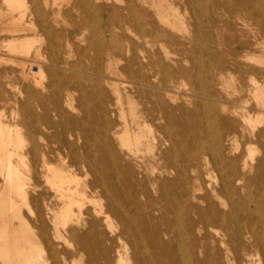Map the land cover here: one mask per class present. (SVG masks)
Wrapping results in <instances>:
<instances>
[{
  "label": "bare ground",
  "instance_id": "6f19581e",
  "mask_svg": "<svg viewBox=\"0 0 264 264\" xmlns=\"http://www.w3.org/2000/svg\"><path fill=\"white\" fill-rule=\"evenodd\" d=\"M262 36L264 0H0V264H261Z\"/></svg>",
  "mask_w": 264,
  "mask_h": 264
},
{
  "label": "rangeland",
  "instance_id": "374dc122",
  "mask_svg": "<svg viewBox=\"0 0 264 264\" xmlns=\"http://www.w3.org/2000/svg\"><path fill=\"white\" fill-rule=\"evenodd\" d=\"M232 34H234V33L232 32ZM252 35L253 34H250L248 39H250V37H252ZM250 41L253 42L255 40L250 39ZM263 44H264V36H262L260 38L258 45L250 46L248 51L250 52V54H252V53L264 54V45ZM228 57L231 58L232 55L230 54V55H228ZM203 59L204 60H200L199 62H197V63L194 62V63L196 66H199L200 62L201 63L203 62V65L209 64V65H207V68L209 69V72H210L209 76H212L213 82L210 83L209 85L208 84L196 85V88L198 89L202 86L205 87V86L211 85L210 87L213 89V92H209L206 94L207 96L206 95L204 96V101L205 100L206 101L205 102L202 101L203 104H202V102L200 103L201 108H205V105L207 108L209 103H211L213 101L215 103V108H217V110H218L217 113H221L222 102H226L232 108V110H235L234 113H236L239 110V106L241 104L240 102L242 101V98H248L249 97L247 94V90L251 87V81H250L251 75H249L248 72L237 71L234 66L230 65L229 68H230L231 73L230 72L225 73L226 78H224L225 83H227L226 84L227 85L226 90H220L218 80L215 76L217 73V70H218V67H217L218 57L217 56H212L211 58L204 57ZM210 61H213V62L210 63ZM194 63H193V65H194ZM244 68H245V70H247V67L245 65H244ZM233 76H235V77H233ZM252 77H255L257 80L264 82V68H261L260 72L253 73ZM232 78L235 82L232 80ZM183 83H186L190 86V83H191L190 78H185L183 80ZM232 86H234V88ZM243 90H244V92H243ZM182 91L185 93L188 92L184 89ZM241 91L243 93H241ZM256 110H257V108H256L255 102L250 101L249 111L251 113H255ZM220 129L222 132L223 128L221 126H220ZM246 141L253 143L254 147H255V151H256L253 155L254 159L252 160V167L254 168V172H252L249 175V177L253 180L254 189L258 190V194L252 197L253 203L258 201L260 204V207L263 206L260 209L261 214H262V223H260L259 225H260V236L264 239V224H263V222H264V124L262 126L257 127L254 131V136L253 137L248 136ZM213 174L217 175L216 173H213ZM255 193H256V191H255ZM261 256H262L261 264H264V249L261 251ZM85 259H86L85 255L78 256L75 259V264H78V263L84 264Z\"/></svg>",
  "mask_w": 264,
  "mask_h": 264
}]
</instances>
